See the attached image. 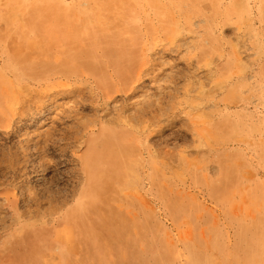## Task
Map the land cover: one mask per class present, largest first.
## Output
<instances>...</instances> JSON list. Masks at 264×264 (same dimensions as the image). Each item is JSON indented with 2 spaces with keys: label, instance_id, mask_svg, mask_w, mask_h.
<instances>
[{
  "label": "rangeland",
  "instance_id": "rangeland-1",
  "mask_svg": "<svg viewBox=\"0 0 264 264\" xmlns=\"http://www.w3.org/2000/svg\"><path fill=\"white\" fill-rule=\"evenodd\" d=\"M0 264H264V0H0Z\"/></svg>",
  "mask_w": 264,
  "mask_h": 264
}]
</instances>
